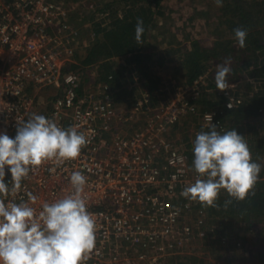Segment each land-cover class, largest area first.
<instances>
[{"label":"built area","instance_id":"2783aa9c","mask_svg":"<svg viewBox=\"0 0 264 264\" xmlns=\"http://www.w3.org/2000/svg\"><path fill=\"white\" fill-rule=\"evenodd\" d=\"M74 8L64 0H0V133L14 138L17 123L35 113L61 128L75 125L89 139L78 158L30 170L18 192L0 198L29 202L31 193L39 213L43 203L70 193V176L79 171L87 179V210L96 221V246L84 264H167L173 249L194 236L186 222L194 209L181 192L199 178L190 166L188 141L171 132L187 115L220 127V111L200 113L192 102L200 94V78L175 97L160 94L156 103L141 92L135 114L114 101L111 75L87 88L78 72L66 69L77 52ZM229 88L222 97L232 108ZM47 91L53 93L38 106ZM196 213L203 215V209Z\"/></svg>","mask_w":264,"mask_h":264},{"label":"clouds","instance_id":"9594fccd","mask_svg":"<svg viewBox=\"0 0 264 264\" xmlns=\"http://www.w3.org/2000/svg\"><path fill=\"white\" fill-rule=\"evenodd\" d=\"M215 3L217 7L223 6V0ZM143 23L137 18L138 45L143 43ZM233 31L238 46L244 48L247 30L238 27ZM231 73V58L216 65L214 80L218 90L224 92L229 88ZM88 143V137L77 126L61 128L53 119L35 113L17 123L14 138L0 133V197L18 192L30 170L47 162L62 164L78 158ZM192 150L199 178L185 187L181 196L218 208L220 192L225 190L232 198L224 202L227 208L233 199L244 201L255 195L264 165L253 160L245 136L235 128L221 134L217 125L211 123L210 131L196 134ZM6 166L11 173L9 183H5ZM86 184L81 172H73L70 193L52 203H43L39 213L31 206L37 201L31 193L29 202L6 203L0 198V264H84L96 246V221L87 210Z\"/></svg>","mask_w":264,"mask_h":264},{"label":"trees","instance_id":"16d2710c","mask_svg":"<svg viewBox=\"0 0 264 264\" xmlns=\"http://www.w3.org/2000/svg\"><path fill=\"white\" fill-rule=\"evenodd\" d=\"M121 1L126 4L119 10L114 7V2L104 4L100 10L108 11V17L91 24L90 42L86 54L82 57L76 55L75 60L78 61L68 64L66 69L77 72L81 66L96 65L98 80L106 81L111 75L112 78L108 81L114 90V101L118 104L134 93V88L125 87L124 71H135V78L141 79L142 83L138 97L141 92L148 91L151 100L156 103L160 94H163L162 88L159 86V79L149 75L148 61L152 55L144 52V48L148 32L157 26V17L163 16L161 0ZM213 17L215 19H212L210 26L215 38L211 45L207 46L198 39H192L189 45L185 46L180 65L185 79L183 83L189 85L195 79L201 78L212 59L221 63L225 58L232 59L233 77H228V82L237 83L232 89L235 95L233 107L227 108L224 99L210 101L202 96L198 100L202 104L199 112L219 104L218 116L221 126L217 127V131L223 134L235 128L238 134L245 136L253 160L264 165V0H223L222 7L216 5ZM137 18H141L144 22L143 43L140 45L135 41ZM238 27L247 30L248 33L244 48L238 46L235 38L233 30ZM125 55H129L128 62L131 66L128 69L127 65H123L122 70L121 67H117L118 65L115 66V60ZM137 79L131 78L132 84L137 82ZM209 86L215 87L216 84L210 83ZM242 88L245 89L244 93ZM198 101L192 102L195 104ZM200 130L210 131V127L201 124ZM189 158L193 160L194 154L189 153ZM254 192V196L250 195L244 201L233 199L232 203L225 208L224 202L232 198L225 190H221L217 200L219 207L206 206L209 212L211 211L210 214L217 217L215 221L219 225L216 228L217 243L220 245L214 251L219 257L222 255L221 249L224 244L222 238L227 237L230 244L228 249H231L233 245L241 247V250L238 249L239 254L232 252L233 257L249 251L251 257L264 264V167L259 174ZM230 259H232L231 256L228 257V261ZM181 264L211 263L191 256Z\"/></svg>","mask_w":264,"mask_h":264},{"label":"rangeland","instance_id":"374dc122","mask_svg":"<svg viewBox=\"0 0 264 264\" xmlns=\"http://www.w3.org/2000/svg\"><path fill=\"white\" fill-rule=\"evenodd\" d=\"M67 3H73L75 8L72 12L71 18L73 24L78 30V35L74 37V43L76 44V55L82 57L86 54L87 46L90 42L91 24L93 22H99L103 18L108 17V11H101L100 9L106 3L114 2L118 10L122 9L126 4L121 0H64ZM161 6L163 7V16L157 17V26L152 28L146 37L144 52L150 53L152 58L148 61L149 75L152 78H158L159 86L162 88V97L170 99L175 97L177 93H181V87H186L191 84H184L183 71L180 67L183 60V52L185 46L189 45L192 39L200 40L207 46H210L215 35L211 31L210 22L213 17V13L216 10V4L214 0H161ZM93 18V19H92ZM215 23V20L213 24ZM93 37V36H92ZM91 37V38H92ZM177 50L178 52H175ZM75 55V57H76ZM129 55L119 57L116 61L117 67L127 65L128 69L131 64L129 61ZM75 60V59H74ZM232 60V59H231ZM78 61V60H75ZM221 63L218 60L212 59L206 73L199 79L203 80L200 85V94L195 100H200L202 96L210 99V101L222 100V91L217 87L209 86L210 83L215 84L214 76L216 73V65ZM223 63V62H222ZM232 68V66H231ZM123 70V68L121 67ZM97 66L93 69H87L85 66L77 69L80 78L85 86L88 88L100 80H98ZM124 77L126 79L125 87L134 88L133 95H129L125 100L118 104L121 110L126 112L136 113L137 109L134 107V101L138 98L140 93V87L142 85L141 79L135 78V71H124ZM229 77H233V74ZM131 78L136 80L134 84L131 82ZM241 81V80H239ZM238 81V82H239ZM243 83V81H241ZM203 83V84H202ZM232 89L237 83L229 82ZM256 84V82H255ZM254 84V85H255ZM254 87V86H253ZM255 88V87H254ZM244 93L245 89L242 88ZM52 91H47L46 95H42L39 99L38 106L43 107L45 101H47ZM53 93V92H52ZM243 93L241 97L243 96ZM187 93L183 92V95ZM131 97H134L133 99ZM39 98V97H38ZM133 102H132V101ZM196 107L200 108L202 105L199 101ZM198 105V106H197ZM209 109V108H208ZM210 109H216L220 111V105H212ZM136 110V111H135ZM202 124L201 118L196 116L187 115L181 118V121L173 128L171 137L174 139L184 138L188 141V152L193 153V141L196 134L200 132V125ZM191 145V147L189 146ZM190 160V166L194 169V158ZM193 163V164H192ZM190 205L194 209L186 219L189 225H192L194 230V236L188 242L182 246V248H174L171 255L166 260L167 264H181L186 262L188 257H195L198 259H204L211 264H262L251 257L249 251H244L243 255L232 256V252L239 254V245L236 247L233 245L231 249L229 247V239L223 237L224 244H222V255L219 257L214 249L220 245L217 243L218 233L216 228L219 225L215 222L217 217L210 214L209 209L198 201L190 200ZM203 209V215H197V209ZM199 218L202 222H198ZM198 230L202 231V234H198ZM227 240V241H226ZM213 243V244H212ZM239 249V250H238ZM232 257L228 261V257ZM227 259V260H226Z\"/></svg>","mask_w":264,"mask_h":264}]
</instances>
